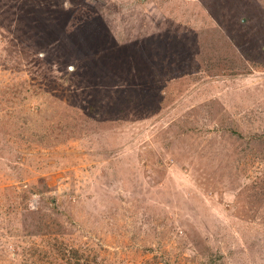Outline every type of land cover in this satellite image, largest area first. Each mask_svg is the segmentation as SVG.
Segmentation results:
<instances>
[{
    "label": "rangeland",
    "instance_id": "374dc122",
    "mask_svg": "<svg viewBox=\"0 0 264 264\" xmlns=\"http://www.w3.org/2000/svg\"><path fill=\"white\" fill-rule=\"evenodd\" d=\"M48 85L52 147L16 121ZM56 236L103 264H264V0H0V264L82 262Z\"/></svg>",
    "mask_w": 264,
    "mask_h": 264
},
{
    "label": "trees",
    "instance_id": "16d2710c",
    "mask_svg": "<svg viewBox=\"0 0 264 264\" xmlns=\"http://www.w3.org/2000/svg\"><path fill=\"white\" fill-rule=\"evenodd\" d=\"M32 90H33L32 92H34L36 95L34 98V101H35L34 104L37 103L36 107L30 106L26 110H24L25 108H22L21 113L17 114L18 119L16 121L18 123L24 122L23 130L26 129V133L28 132V134L40 125L42 127V130H41L40 135H39V137H40L39 139H40L41 144L44 147H50V146L52 147V145L54 146L55 142H58V141H56V140H45L47 135H48V127L49 126H47L48 122L41 119V115H40V113H41V101L40 100H45V101L48 100L47 102H50V100H52L53 101L52 107L54 106V103H56V102H57L56 103L57 105H60V106L63 105L64 106V101L62 98H60L62 94L61 95H56V94L54 95V91H53L51 85H48L44 89L43 94H42V89H40V91H35L34 89H32ZM26 98L27 97L23 98L25 100V103H26ZM30 103H32L31 100H30ZM59 119H60V121H59L58 125H59V128H61V129L59 130V128H55V130L57 129L56 134H57L58 139L61 136L62 132L70 130V127H71L70 124H75V118L74 117H71V119L68 122V125H65V124H67L65 122V120H66L65 117H61ZM56 127H58V126H56ZM21 135H23V134H21ZM47 228H48V226H45L43 228V226L41 224H39L38 230L36 231L35 229H33L32 235H34V236L46 235L48 232ZM50 234H52V233H50ZM58 239H59V237L56 236L54 240L56 242V245H58V247L60 246V248H59V251H60L59 255L60 256L59 257L61 259L68 261L70 259V257H72V258L74 257V258H77L79 262L82 261L79 264H86L87 261L90 262L89 264H103V261L99 260L97 257H95V259H93V260H90V259H88V257H85L84 253H82L80 251V249H76L74 247H70L68 245H65L62 242L58 241ZM57 241H58V243H57ZM79 252H81V253H79ZM84 257H85V259H84Z\"/></svg>",
    "mask_w": 264,
    "mask_h": 264
},
{
    "label": "water",
    "instance_id": "95a60500",
    "mask_svg": "<svg viewBox=\"0 0 264 264\" xmlns=\"http://www.w3.org/2000/svg\"><path fill=\"white\" fill-rule=\"evenodd\" d=\"M72 69H73V67H72Z\"/></svg>",
    "mask_w": 264,
    "mask_h": 264
}]
</instances>
